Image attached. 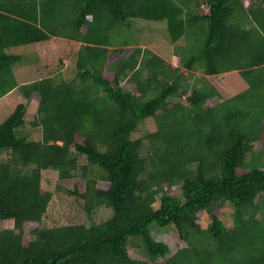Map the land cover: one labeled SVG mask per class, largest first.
<instances>
[{"label":"trees","instance_id":"trees-1","mask_svg":"<svg viewBox=\"0 0 264 264\" xmlns=\"http://www.w3.org/2000/svg\"><path fill=\"white\" fill-rule=\"evenodd\" d=\"M131 20L164 21L175 63L114 46ZM50 39L71 44L75 78L17 77L37 61L22 48ZM233 71L245 93L205 80ZM12 92L37 110L0 103V264H264V0H0V100ZM48 170L110 217L46 227ZM153 225L177 233L169 258Z\"/></svg>","mask_w":264,"mask_h":264},{"label":"rangeland","instance_id":"rangeland-1","mask_svg":"<svg viewBox=\"0 0 264 264\" xmlns=\"http://www.w3.org/2000/svg\"><path fill=\"white\" fill-rule=\"evenodd\" d=\"M129 24V29L122 24L114 26L115 28L113 34H111V40L114 46L126 45L139 47L141 49L145 48L158 55L168 65L175 63L172 58L173 46L169 42V35L164 21L131 20ZM181 42L183 41H179L177 46L181 47ZM71 50L72 48L70 44L58 39H50L47 42L39 43L31 47H24L22 48V51L26 52V55H29L31 54L30 52H32V58L35 57L37 61L31 65L32 67L29 71L26 68L29 65H21V67L17 68L15 75H17V77L20 76L21 79H25L28 75V81H35L48 76V74H50L53 70L55 73L54 78L58 81L64 80L66 82H70L75 78L77 73L75 67V56L70 53V58H66V55ZM61 58H63V62L59 67V60ZM33 70H35V73ZM144 77L145 76L143 75V78ZM123 87H126L125 82H123ZM215 87L218 92L221 93L223 98H229L238 93H245L248 85L240 78V76L235 73H231L220 79L219 82H215ZM16 96L17 95L13 96V98L15 99ZM14 99H12L14 106H7L10 107L9 110L21 102L26 103L24 99H21L19 102H15ZM26 104V118H28V120H32L33 115L36 114L37 110V99H34L30 103ZM3 110L6 111V109ZM1 116L2 119H5L6 113L2 112ZM153 128V122L151 120H145L139 126L140 133L135 132L134 137L142 136V133L151 131ZM39 134L36 136L38 137ZM4 157L5 154H3L1 158ZM81 160H83V158H81ZM56 184L57 174L55 172L52 170L43 172L41 181L42 188L54 193V199L43 219V224L46 227L68 224H84L89 226L91 224H99L110 217L111 210L104 207L96 209L90 215L83 213L81 209H79V207L67 197L66 193L55 191ZM75 184H79L77 179L67 182L65 187L72 189ZM78 186L81 189L80 185ZM179 194V192L173 193L174 196H179ZM221 217L225 221V224L231 226V215L227 213L226 210H222ZM151 229L154 239L158 242L166 244L169 247V253L166 256L167 258L172 256L180 248V246H182L176 231L171 227L163 229L153 225L151 226ZM129 254L134 258L140 259L139 256L134 254L132 249H130Z\"/></svg>","mask_w":264,"mask_h":264},{"label":"crops","instance_id":"crops-1","mask_svg":"<svg viewBox=\"0 0 264 264\" xmlns=\"http://www.w3.org/2000/svg\"><path fill=\"white\" fill-rule=\"evenodd\" d=\"M242 2H243V5H244L245 7H247V6L249 5V3H250V0H242ZM64 42H65V41H64ZM66 43L69 44V42H66ZM70 46H71V44H70ZM74 50H75V49H74ZM33 71L35 72V70H33ZM231 73H235V74H237V75L239 76V74H238L236 71H233V72H228V73L221 74V75L209 76V77H207L205 80L208 81V83H209L211 86H214V87H215V82H219L220 79H222L223 77H225L226 75H229V74H231ZM240 78H241V77H240ZM241 79H242V78H241ZM27 82H31V80H29V81H27ZM22 83H24V82H23V81L20 82V84H22ZM15 95H16V94H14V92L10 93L9 95L6 96V98L1 99V100H0V103H1V102L4 103L5 101H7L6 104H8V103H9V102H8V99L12 101V99H14L13 96H15ZM21 99H22L21 96H16L15 99H14V101H15V102H19ZM30 102H31V101H30ZM30 102H29V103H30Z\"/></svg>","mask_w":264,"mask_h":264}]
</instances>
